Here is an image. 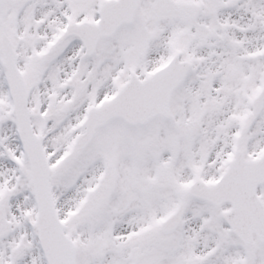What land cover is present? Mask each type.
<instances>
[{
    "label": "snow or ice",
    "instance_id": "1",
    "mask_svg": "<svg viewBox=\"0 0 264 264\" xmlns=\"http://www.w3.org/2000/svg\"><path fill=\"white\" fill-rule=\"evenodd\" d=\"M0 264H264V0H0Z\"/></svg>",
    "mask_w": 264,
    "mask_h": 264
}]
</instances>
